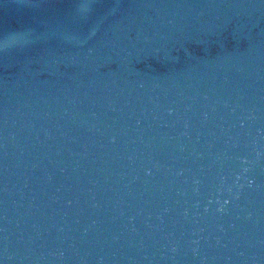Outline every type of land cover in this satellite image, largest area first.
<instances>
[{"label": "water", "instance_id": "obj_1", "mask_svg": "<svg viewBox=\"0 0 264 264\" xmlns=\"http://www.w3.org/2000/svg\"><path fill=\"white\" fill-rule=\"evenodd\" d=\"M0 264H264V0H0Z\"/></svg>", "mask_w": 264, "mask_h": 264}]
</instances>
